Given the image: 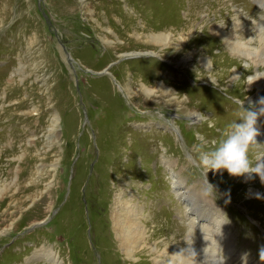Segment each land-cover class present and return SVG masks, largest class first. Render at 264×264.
I'll return each instance as SVG.
<instances>
[{
    "label": "rangeland",
    "instance_id": "1",
    "mask_svg": "<svg viewBox=\"0 0 264 264\" xmlns=\"http://www.w3.org/2000/svg\"><path fill=\"white\" fill-rule=\"evenodd\" d=\"M116 1L0 0V264H178L188 240L197 248L225 244L217 212L235 237L232 264H264V188L261 200L249 191L259 177L234 183L226 170L205 174L199 164L200 152L239 121L240 103L259 107L264 97L246 101L245 86L238 85L245 96L236 95L224 70L208 71L199 60L222 61L223 48L231 54L213 25L247 41L251 17L230 5L211 13V0H183L185 9L179 0ZM250 1L233 0L248 13L260 6ZM160 34L170 42H156ZM181 36L185 47L177 49ZM195 108L206 118L196 121ZM257 126L264 128V116ZM176 178L187 188L184 201ZM127 188L126 202L136 201L140 215L124 248L112 214L116 192ZM186 203L195 204L199 228L210 230L190 235ZM206 203L217 212L204 211ZM204 233L218 237L210 243ZM45 248L56 260L42 256Z\"/></svg>",
    "mask_w": 264,
    "mask_h": 264
},
{
    "label": "bare ground",
    "instance_id": "2",
    "mask_svg": "<svg viewBox=\"0 0 264 264\" xmlns=\"http://www.w3.org/2000/svg\"><path fill=\"white\" fill-rule=\"evenodd\" d=\"M112 1L115 2L116 0L115 1L112 0ZM211 1H212L211 3H213V1H214V4L209 6L211 13L216 12V10L219 7H223V6L225 7L227 5H230L235 10L237 16L245 15L246 17H251V20L253 22V28H254L253 30L255 31V33L252 36H250V38H248L247 41H244L237 34H230L228 31L224 30V27L220 24V22H217L215 25L212 26V28H213V30H215V32L217 31L218 33H220L221 36H224L226 38V41L228 43L227 47L230 48L231 54L226 52L225 48H223V54L226 53L227 56L222 61H220L218 59L213 61L212 59L210 60V57L203 55V56L199 57L201 65L206 67L208 69V71H211L214 68H217L218 71L220 70V68H221V70H224V73H222L220 71L219 72H220V74H222L221 79L223 77L225 78V80L227 78L230 79L229 82H228L229 91L238 90L236 95L237 94L238 95L241 94V95L245 96L246 92L241 90L240 88H238V85L245 86V90H247V92H248V95H247L248 97L245 100L248 101V102H255L254 100L259 98V96L262 93H264V0H252L254 3L260 5L261 8L259 6V7H257L256 10H254V11L251 10L250 11L251 14L248 13L249 11L248 12L247 11H243L241 9L242 5L240 7L237 6L233 2V0H211ZM245 1H250V0H245ZM171 2H172V0H171ZM179 2L181 3V5L184 4V3H187L186 1H183V0H179ZM188 2L190 4V1H188ZM195 2L196 1H194V3H192L190 5H194ZM118 4H120V1H119ZM245 4L246 5L243 6V7L246 10H248L249 9L248 4L247 3H245ZM186 5H182L181 8L185 9ZM191 13L194 14L195 13L194 10H192ZM176 16H178V15H176ZM207 16H208V13H206L205 15L195 13L193 17L203 19V23H204V21H206V19L208 18ZM173 17H174V15H173ZM193 17L188 18L189 19V21L187 22L188 27L193 28L196 25V23H193V20H192ZM182 21H183V19L181 18L179 20V24ZM195 36L196 35H194L193 37H195ZM153 39H155L156 42H158V43L162 42V43L168 44L170 42L169 34L156 35V36L153 37ZM183 39L185 40L186 37H182V40H179V41L183 42ZM179 41L177 43V45H178L177 49H182L183 47H185L184 46V42L183 43H179ZM254 41H256L255 44H254ZM189 43H190V41H189ZM215 43H217V45L218 44L221 45L220 42H218V41L214 42V44ZM196 51L197 50L194 49L195 53H196ZM131 52L134 53V50L131 51ZM135 52H139V51H135ZM145 52H147V51H145ZM235 53H237L239 56H241L240 59L239 58H235V56H234ZM152 54H154V53H152ZM188 57L192 58L191 55H188ZM216 62L225 64L226 65L225 68L226 67L227 68L226 69L222 68L221 65H217ZM236 62H237V64H241V67H237L236 65H234V63H236ZM215 65H217V66L215 67ZM218 79L219 78H216V79L214 78L213 81L218 82ZM250 79H256V80H255L254 83L248 84ZM159 83L161 85L165 86V88H167V89L169 88L166 84H163L164 83L163 81H160ZM142 86H143L144 89L150 90L149 87H147V86H145L143 84H142ZM165 88H163V89H165ZM126 90L128 91L129 94H131L130 89L128 87H126ZM239 90H240V92H239ZM149 92H151V91H149ZM149 92H147V94ZM206 92H208L210 94H213V95H217L216 92L212 93L210 91V89L206 90ZM257 102L259 103V101H257ZM189 112H190V114L193 115V117L197 118L196 121L200 120V118L201 119L206 118V115H204L203 112H200L199 110H196V108L195 109H190ZM202 125L203 124H201L200 127ZM257 127H258L259 132L261 133L259 136L264 137V128L260 127V126H257ZM199 138L202 140L201 136ZM260 144H264V143H260ZM176 176L179 177L178 174H176ZM232 180H234L233 181L234 183H237V181L239 180V177L232 176ZM246 180H248V182H246V184L249 185V184H251L253 179L246 178ZM128 182L129 181H126V184H128ZM174 185L176 186V188H175V190L177 191L176 194L178 195V197L181 200L184 201L185 200L184 196H185L186 191H187V188H185L186 186H184L182 184V181L179 178L175 179ZM263 188H264V184H262L260 182L259 186L256 187V188L250 186L249 187V191H250L251 195L256 194L257 192H259L261 194L263 192ZM128 190H130V188H127V190L123 189V190H119V192H116V197H115L116 203H115L113 214H112V216H113L112 218H114V221H115V231H116V234H117V238H119L121 240V245L124 248H126L130 244V241H132L134 238H136V232H132L131 230L137 228L136 223L139 224V215H140V209H139L138 205L136 204V201H134V202H126L127 200L125 199L124 196L126 195V193H128ZM134 196L135 195H132L131 197L134 199ZM263 200H264V198H263ZM204 204H205V202H204ZM193 205H195V204L194 203H191V204L190 203H186L185 204V207H188V210H189L186 213V215L188 217L192 218V220L189 222V231H190L189 233H190V235L192 234V231L194 229H198L199 226H203L204 225L203 223L198 221V217H196L194 215L191 216L192 215L191 214V209H193ZM262 205H263L262 209L264 210V204H262ZM203 206H204V211H207L210 214L213 211L217 212L215 210V208L213 207V205H210V204L206 203V205H203ZM203 213L205 214V212H203ZM217 213L219 214V219L215 220L216 223H215L214 226L216 227V230L220 228L222 231L225 232L223 234V237H222V240H223L222 242H224L225 244L219 246V245H217V244H219V242H217L216 246H214V248H212L210 246V244L208 243L207 246H205L203 248H200L201 247L200 246V247H198L199 248L198 249L197 248V244L195 245V244H193V241H189L188 240L187 247L185 249H183L184 247L181 250L179 249L178 253L175 254V257L178 260V264H232L233 261L237 260V255L235 253V250H236L235 249L236 245H235V240H234L235 237L230 232V228H229L230 227V223L228 222V220L224 219L223 215L220 216V213L219 212H217ZM217 213H216V215H217ZM217 217H218V215H217ZM217 225H218V227H217ZM259 226H261L260 223H259ZM210 228H211L212 232L215 231L214 228H212L211 226H210ZM199 230L207 231V230H210V229H208L206 227H201V228H199ZM198 233H200V232H198ZM219 236H221V234ZM197 237L198 236L196 235V238ZM215 237L214 238H210L208 235H205V233H204V238L207 239L206 240L207 242H210V243L213 242L215 240ZM192 238H194V237H192ZM198 238H197V240H198ZM209 246H210V248H209ZM45 249L46 250L43 251L42 256H44V257L47 256V258L51 257L50 259H52V257H53V259L56 260V258H55L56 255H54L56 253L55 252L51 253L50 249H47V248H45ZM206 256H208V257L210 256V259L205 260V259L202 258V257L207 258ZM246 263L249 264L251 262L246 260L243 264H246ZM254 263L255 264H261V263L255 262V261H254ZM135 264H139V263H137V261H135ZM154 264H168V263L165 262L163 259H156L154 261Z\"/></svg>",
    "mask_w": 264,
    "mask_h": 264
},
{
    "label": "clouds",
    "instance_id": "3",
    "mask_svg": "<svg viewBox=\"0 0 264 264\" xmlns=\"http://www.w3.org/2000/svg\"><path fill=\"white\" fill-rule=\"evenodd\" d=\"M256 79H250L252 84ZM243 112L239 121H233L222 131L219 139L212 141L209 151L199 154V164L205 170L220 172L226 170L229 175L235 177H247L253 179L258 176L264 184V144L257 141L261 134L257 123L264 116V97L260 98L259 107L252 105L249 109L244 108V101L240 103ZM210 190L215 191L208 184ZM257 198L260 194L257 193ZM259 259L264 262V246L259 250Z\"/></svg>",
    "mask_w": 264,
    "mask_h": 264
}]
</instances>
